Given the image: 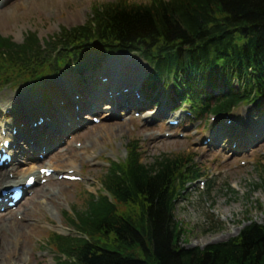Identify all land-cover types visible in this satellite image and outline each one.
<instances>
[{"label": "trees", "instance_id": "obj_1", "mask_svg": "<svg viewBox=\"0 0 264 264\" xmlns=\"http://www.w3.org/2000/svg\"><path fill=\"white\" fill-rule=\"evenodd\" d=\"M97 13L95 27L88 24L68 37L80 53L117 42L174 56L178 63L184 62L185 74H217L216 67H221L240 75L251 67L250 74H256L260 82L264 79V0H153L148 5L108 4ZM34 44L15 45L0 38V47L10 50L0 67L22 76V71L37 63L30 54ZM16 60L26 64L18 66ZM239 99L236 95L209 97L207 105L219 100V108L226 109ZM172 159L175 167L185 161L182 156ZM170 165L166 161L157 176L144 169L129 170L125 179L116 182L114 187L129 204L128 211L117 215L102 207L97 211L101 215L86 219L92 237L75 243L76 264H264V223H251L238 236L203 248L180 244L184 230L174 219L176 193Z\"/></svg>", "mask_w": 264, "mask_h": 264}, {"label": "rangeland", "instance_id": "obj_2", "mask_svg": "<svg viewBox=\"0 0 264 264\" xmlns=\"http://www.w3.org/2000/svg\"><path fill=\"white\" fill-rule=\"evenodd\" d=\"M105 1L113 0H1L0 36H10L14 41L20 42L26 33L35 32L40 39H47L56 34L60 27L82 24L89 15L92 5ZM135 1L144 2L146 0ZM115 59L120 60V63H117L114 70L119 67L127 68V65L132 67L128 70H133V67L138 66L137 71L129 75L126 80L134 79L133 75H141L137 73H140L141 68L146 67L142 66L144 61L137 55L128 58L131 60L130 63L129 60L121 57ZM107 67L109 68V66ZM110 67L113 69L114 66ZM69 84L74 85V81L70 80ZM90 85L91 81H88L87 85H84V92L83 90L82 92L88 91ZM79 87L81 86H78V89ZM6 89L4 88L2 91H6ZM73 91L75 90L73 89ZM91 92L93 93V90ZM241 107L234 110L233 118H239ZM161 109L162 106L159 110ZM153 111V109L150 111L149 117L142 115V117L125 121L119 120L115 116L108 119L101 118L100 124L90 125L88 133H77L76 139L88 142L90 147L87 150L91 148L92 151H112V153L123 154V145L126 140L136 137L145 148L141 153V160L146 164L151 161L153 156L161 153L169 154L171 157L179 153H194L195 160L202 167L208 166L205 171L208 173L218 172V176L214 178L215 186L209 195V191L204 194H200L198 191L186 192L187 200L183 199V202L178 203L177 208L175 207V218L184 230V235L180 240L184 246L203 248L209 244L223 242L235 236L239 232V228L251 220L262 222L264 218V138L258 141L253 150L251 148L245 152H251L250 155L246 154L240 157V159L246 160L244 165L238 164L233 167L234 163L238 162V158L225 157L224 163L223 161L218 162L215 159V152L210 148L201 147L202 137L191 134L190 130L193 129H190V126L184 131V138L177 139L173 136L171 139H163L159 131L167 130V128L163 129L158 122L157 124L151 122L155 119ZM100 112L103 113V110ZM256 120L257 118L251 120L250 117L247 121L245 120V130L254 128L264 131V124L256 125ZM157 129L158 131H156ZM182 130L184 128L174 132ZM189 135L193 137H188ZM192 141H195L197 146H191ZM196 147H199V152L195 151ZM215 147L217 145L212 148ZM71 154L64 153L53 156L49 162L58 166H66L69 160H73L74 166L79 167V163L83 162L80 159L83 155ZM248 156L253 158L254 163L247 162ZM256 163L260 166L256 167ZM16 165L25 170L28 164ZM221 169L224 173L220 172ZM152 172L149 171V174ZM101 173L102 175L104 173L102 169L96 166L92 167V175L100 176ZM229 186L233 189L232 191ZM81 193H83V189L77 183L50 182L38 189L35 196L25 200L19 207V211L24 213L25 222L16 220L13 218L14 216H0V264H42V257L38 253L41 249L43 250L41 245L43 246V239L49 234L47 233L49 227L48 225L39 227L35 222H43L42 219H48L57 223L60 222V219L57 220L56 216H60L65 220V224L69 225L67 218H71L72 214L66 217L60 215L64 214V208L68 207L62 203L70 205L72 210L73 207L85 208L87 206L84 203L85 195L83 194L82 197ZM212 218L217 224L212 222ZM31 225L35 227H31Z\"/></svg>", "mask_w": 264, "mask_h": 264}, {"label": "bare ground", "instance_id": "obj_3", "mask_svg": "<svg viewBox=\"0 0 264 264\" xmlns=\"http://www.w3.org/2000/svg\"><path fill=\"white\" fill-rule=\"evenodd\" d=\"M112 78H114V77H112ZM122 99H125L126 101H128V97H127V95H125V98H122ZM244 116L245 117H247V119H248V114L246 113V114H244ZM264 121V120H263ZM224 127H225V129H224V131L225 130H227L228 128H229V134H228V137H227V139H234V134L233 133H231L230 134V131H232L231 129H230V127H228V126H226V125H224ZM260 134V133H259ZM258 134V135H259ZM262 137H260V139H261ZM3 171V170H2ZM1 175H2V179L0 180V186L1 185H3L2 183H9V180L7 179V178H5V177H3V172H1ZM20 201V200H19ZM18 201V202H19ZM226 236V235H225Z\"/></svg>", "mask_w": 264, "mask_h": 264}]
</instances>
